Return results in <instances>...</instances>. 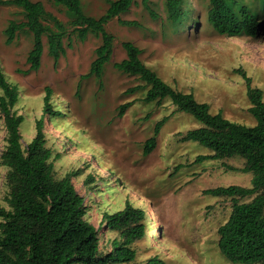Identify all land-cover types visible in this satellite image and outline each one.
Listing matches in <instances>:
<instances>
[{"label": "rangeland", "instance_id": "374dc122", "mask_svg": "<svg viewBox=\"0 0 264 264\" xmlns=\"http://www.w3.org/2000/svg\"><path fill=\"white\" fill-rule=\"evenodd\" d=\"M30 1L40 2L68 36L63 40L65 55L56 64L47 54L44 38L40 69L26 74L32 35L19 32L7 46L9 23L25 20L21 9L0 6V66L6 81L19 93L12 111L22 117L21 144L26 147L34 138L49 89L54 111L63 114L61 118H44L54 176L60 180L67 173L78 172L72 183L84 200L85 220L99 232L100 250L111 251V241L118 237L105 230L104 216L123 210L128 202L145 212L146 237L134 244L138 264L154 257L165 264H231L219 252L218 229L228 221L232 202L204 192L229 186L250 188V174L228 170L242 169L244 161L195 162L211 152L193 142L182 143L181 138L201 125L178 112L169 100L160 105L144 103L146 90L130 92L144 84L117 71L114 64L126 57L122 44L132 43L141 51V62L172 89L192 94L198 103L209 106L212 115L221 113L232 123L254 127L245 81L235 71L245 73L251 87L262 92L264 102V27L255 38H228L217 35L207 23L208 0H182L188 20L180 26L168 21L166 0H149L155 19L141 0H135L128 13L105 27L114 43L102 78L80 80L89 72L101 40L88 35L80 41L70 25L71 16L51 0ZM113 1L80 0L83 13L95 19L103 16ZM236 2L249 7L264 24L261 0ZM119 21L135 22L138 27L122 26ZM126 103L133 104L119 117V108ZM163 119L168 120L156 137L155 149L143 156L145 142L154 137L155 126ZM5 138L0 114V154ZM5 175L6 168L0 165V208L8 210ZM89 177L92 181L87 186Z\"/></svg>", "mask_w": 264, "mask_h": 264}, {"label": "trees", "instance_id": "16d2710c", "mask_svg": "<svg viewBox=\"0 0 264 264\" xmlns=\"http://www.w3.org/2000/svg\"><path fill=\"white\" fill-rule=\"evenodd\" d=\"M66 9L72 18L73 33L80 41L88 35L101 40L95 51V60L89 72L80 80L94 77L100 80L109 64L114 37L105 30L113 19L128 13L135 0L109 2L105 14L98 19L83 13L80 0H51ZM144 9L156 18L149 0H141ZM207 23L220 36L228 38H255L264 27L258 16L236 0H208ZM262 7L264 0H261ZM0 6H14L22 10L24 22H10L5 30L6 45L10 46L19 32L32 35V49L26 63V74L36 73L41 66L46 39L47 54L56 64L65 55L63 40L68 32L40 2L30 0L0 1ZM182 0H166L167 19L173 26L188 20V11L182 8ZM122 26L138 27L135 22H121ZM51 25V27H50ZM125 59L114 64L124 75L133 76L142 82L130 92L146 90L144 103L160 105L169 100L178 112L194 118L201 127L188 131L181 142H193L211 152L195 162L222 161L240 158L242 169L229 171L252 176L250 188L229 186L207 190L204 195L228 199L232 210L228 221L218 229V249L231 264H264V102L263 94L251 87V80L242 70H236L246 84L250 103L248 113L255 120L254 127H245L226 120L221 113L212 115L207 104L198 103L192 94H185L165 84L155 72L140 60L141 51L132 43L122 44ZM0 114L6 132V145L0 154V165L6 168L5 203L8 210L0 208V264H138L134 244L146 237L145 212L126 203L123 210L104 216L105 230L118 237L111 241V251L103 253L99 245V232L85 220L86 206L76 192L72 179L78 172L67 173L62 179L54 176L52 152L46 147L44 118H61L54 111L51 92L46 89L43 98L42 117L36 121L35 136L23 147L19 126L22 117L13 110L19 100L16 87L9 84L0 66ZM126 103L119 108V117L132 106ZM168 119L155 126L154 137L147 140L143 156H148L156 147V137ZM89 177L85 184L88 186ZM251 199L239 204L238 200ZM144 264H165L158 257Z\"/></svg>", "mask_w": 264, "mask_h": 264}]
</instances>
